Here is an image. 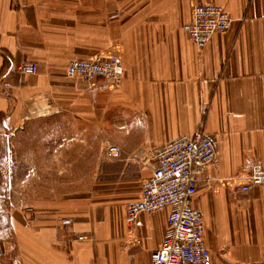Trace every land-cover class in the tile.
I'll use <instances>...</instances> for the list:
<instances>
[{
	"label": "crops",
	"instance_id": "1",
	"mask_svg": "<svg viewBox=\"0 0 264 264\" xmlns=\"http://www.w3.org/2000/svg\"><path fill=\"white\" fill-rule=\"evenodd\" d=\"M195 4L232 20L202 49L182 30ZM104 51L122 60L118 88L64 75L70 59ZM39 89L62 114L20 121ZM198 131L218 159L193 201L210 264H264V186L235 189L264 166V0H0V264H150L169 211L127 226L125 206L155 151Z\"/></svg>",
	"mask_w": 264,
	"mask_h": 264
},
{
	"label": "built area",
	"instance_id": "2",
	"mask_svg": "<svg viewBox=\"0 0 264 264\" xmlns=\"http://www.w3.org/2000/svg\"><path fill=\"white\" fill-rule=\"evenodd\" d=\"M226 10L215 4H195L182 30L196 49L204 48L210 38L226 32L231 25ZM22 74L32 75L33 63H20ZM122 60L113 51L97 53L90 58H72L64 65L67 78H78L87 84L98 80L110 89L120 86L123 76ZM63 110L55 102L49 89L31 92L24 100L20 121L47 120L61 115ZM122 150L115 145L105 148L104 156L120 159ZM218 166L212 139L203 131L189 136L181 134L159 147L149 177L143 179L137 200L125 206L124 221L132 226L140 214L168 210L161 244L150 255V264H210L212 255L204 243V223L201 213L193 207L199 177L209 168ZM264 186V166L253 164L235 185L241 193ZM69 225V219H61ZM82 241V236H75Z\"/></svg>",
	"mask_w": 264,
	"mask_h": 264
},
{
	"label": "rangeland",
	"instance_id": "3",
	"mask_svg": "<svg viewBox=\"0 0 264 264\" xmlns=\"http://www.w3.org/2000/svg\"><path fill=\"white\" fill-rule=\"evenodd\" d=\"M60 116V115H59ZM58 117V116H57ZM48 120V119H47ZM113 217H115L117 214H119L120 209H112L109 211Z\"/></svg>",
	"mask_w": 264,
	"mask_h": 264
}]
</instances>
